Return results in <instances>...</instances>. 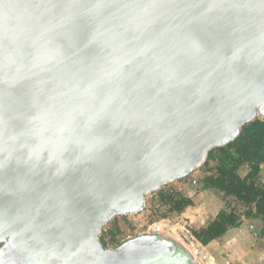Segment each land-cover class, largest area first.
I'll return each mask as SVG.
<instances>
[{"label":"water","instance_id":"water-1","mask_svg":"<svg viewBox=\"0 0 264 264\" xmlns=\"http://www.w3.org/2000/svg\"><path fill=\"white\" fill-rule=\"evenodd\" d=\"M264 119V0H0V264H197L114 216Z\"/></svg>","mask_w":264,"mask_h":264},{"label":"trees","instance_id":"trees-1","mask_svg":"<svg viewBox=\"0 0 264 264\" xmlns=\"http://www.w3.org/2000/svg\"><path fill=\"white\" fill-rule=\"evenodd\" d=\"M211 160L215 165H209ZM264 164V119L255 118L243 125L239 135L229 143L209 151L201 165L206 174L200 179L203 189H210L222 197L234 198L244 209H221L205 226L193 229V236L203 245L221 237L229 228L238 227L243 219H260L264 235V183L260 180ZM246 166L242 176L240 167ZM169 210L182 212L192 204V199L180 192L161 193ZM102 245L106 243L100 237ZM120 244V243H119Z\"/></svg>","mask_w":264,"mask_h":264},{"label":"rangeland","instance_id":"rangeland-1","mask_svg":"<svg viewBox=\"0 0 264 264\" xmlns=\"http://www.w3.org/2000/svg\"><path fill=\"white\" fill-rule=\"evenodd\" d=\"M209 165L214 166L215 161L211 160ZM246 172L247 168L245 166L238 169V173L242 176ZM204 174H206L204 167L201 166L188 174L184 180H174L148 194L144 208L138 213L114 216L101 229L99 237L104 239L105 247L112 248L138 234L153 232L155 225L160 226V224H163L164 227L159 231L161 235L173 238L185 245L194 255L197 264H209V255L192 234L193 229L200 228L198 227L201 224L198 217L199 207L221 206L223 209L234 208L236 211L244 208L234 198L224 199L221 194L213 190H207L203 195H200V191H203L200 179ZM262 177L264 178V168ZM171 192H180L190 197L192 199L190 209L187 211L186 209L189 207L187 206L182 212L170 211L169 204L162 199L161 193L169 194ZM204 219V222L208 220L207 217Z\"/></svg>","mask_w":264,"mask_h":264},{"label":"crops","instance_id":"crops-1","mask_svg":"<svg viewBox=\"0 0 264 264\" xmlns=\"http://www.w3.org/2000/svg\"><path fill=\"white\" fill-rule=\"evenodd\" d=\"M263 168L264 164L261 165L260 170V180L264 183ZM207 190L210 189L201 190L200 195ZM199 208L198 217L201 221L198 220L201 224L198 227L204 226L208 220L215 217L219 210L223 209L221 206ZM189 209L190 206L186 210ZM206 217L208 220L204 222ZM261 227L260 219H243L238 227L229 228L221 237L201 246L209 255L211 264H264V235L261 234Z\"/></svg>","mask_w":264,"mask_h":264},{"label":"bare ground","instance_id":"bare-ground-1","mask_svg":"<svg viewBox=\"0 0 264 264\" xmlns=\"http://www.w3.org/2000/svg\"><path fill=\"white\" fill-rule=\"evenodd\" d=\"M157 225H159V224H157ZM164 226H163V224H160V226H154L153 228L155 229V230H158V231H161L162 230V228H163ZM197 249V248H196ZM196 251V250H195ZM194 251V252H195ZM197 252V251H196ZM200 255V254H199ZM209 264H211V261L209 262Z\"/></svg>","mask_w":264,"mask_h":264}]
</instances>
